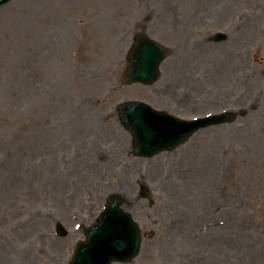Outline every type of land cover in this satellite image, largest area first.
<instances>
[{
    "label": "rangeland",
    "instance_id": "374dc122",
    "mask_svg": "<svg viewBox=\"0 0 264 264\" xmlns=\"http://www.w3.org/2000/svg\"><path fill=\"white\" fill-rule=\"evenodd\" d=\"M212 7L217 13L208 18ZM243 11L240 43L205 46L211 30L227 28ZM143 25L161 43L183 47L162 64L155 84L124 85L126 35L135 32L125 31ZM258 32L264 36V0L1 5L0 264H66L111 193L127 196L124 208L142 231L138 254L112 264H226L225 257L229 264H264V40L254 47ZM180 75L189 82L190 104L160 89ZM132 97L185 117L232 107L235 119L143 158L131 155L129 134L114 113L117 102ZM142 180L148 198L139 196ZM56 222L69 230L65 238L54 234ZM239 241L253 249L249 260L238 251L230 256Z\"/></svg>",
    "mask_w": 264,
    "mask_h": 264
},
{
    "label": "water",
    "instance_id": "95a60500",
    "mask_svg": "<svg viewBox=\"0 0 264 264\" xmlns=\"http://www.w3.org/2000/svg\"><path fill=\"white\" fill-rule=\"evenodd\" d=\"M144 41V46H147V54L142 53V58L153 57L154 59L153 52H156L157 44L148 42L144 38L140 39L141 43ZM156 66L157 63L152 62V64L150 65V71H148L147 63L143 62L142 67H140L139 71L136 75H134V77H141L143 81H149L155 74ZM135 106L139 108H129L127 110V116L131 121L130 124L128 123V126L132 131L135 130L134 142L139 148L140 146L147 148L150 145H157V143L161 144L163 143L161 138H167L177 133H180L181 136V131H186V136L191 134L199 127L222 121L221 119L216 120V117L195 120L192 124L183 120H179L177 118H172L170 121H167L166 119H164V121H162L161 119L159 121H155L147 116L148 114L143 111V109H145L143 106L139 104ZM155 116L161 117V115ZM181 138L174 142V145L181 141ZM153 151L155 150L152 149L151 151L145 152V154L150 155L154 153ZM119 203L120 200H118L117 198L109 199L107 208L102 213L98 225L93 226L88 230L87 237L89 243L82 249L80 248L83 245H80L78 247L77 259L79 258L80 260H87L89 256L92 259L93 264H110L111 259L128 260L136 253L140 242L139 230L137 229V227L134 224L132 225L131 220H127L125 222V226H122L118 223L124 221L121 219L117 222V224H113V219H117L121 212V210H119L118 208ZM116 236L122 238L121 241H119ZM80 253L81 255H83V257L80 255Z\"/></svg>",
    "mask_w": 264,
    "mask_h": 264
},
{
    "label": "bare ground",
    "instance_id": "6f19581e",
    "mask_svg": "<svg viewBox=\"0 0 264 264\" xmlns=\"http://www.w3.org/2000/svg\"><path fill=\"white\" fill-rule=\"evenodd\" d=\"M239 246H240V244L237 245V246L235 247L234 252H232V253L230 254V256H231L233 253H236L237 251H242L241 248H239ZM243 252H244V251H243ZM244 253H245L246 255H248L246 252H244ZM230 256H229V257H230ZM223 262H224V263L227 262L226 264H229V259H228V261H227V259H226V257H225Z\"/></svg>",
    "mask_w": 264,
    "mask_h": 264
}]
</instances>
